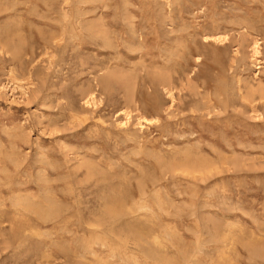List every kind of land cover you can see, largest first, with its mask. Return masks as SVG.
Instances as JSON below:
<instances>
[{"label":"rangeland","instance_id":"rangeland-1","mask_svg":"<svg viewBox=\"0 0 264 264\" xmlns=\"http://www.w3.org/2000/svg\"><path fill=\"white\" fill-rule=\"evenodd\" d=\"M1 158L0 264H264V0H0Z\"/></svg>","mask_w":264,"mask_h":264},{"label":"bare ground","instance_id":"bare-ground-1","mask_svg":"<svg viewBox=\"0 0 264 264\" xmlns=\"http://www.w3.org/2000/svg\"><path fill=\"white\" fill-rule=\"evenodd\" d=\"M51 33H53V32H51ZM55 33H53L52 34V36L54 35ZM7 158V157H6ZM8 160V159H7ZM6 159L5 160H3L2 158L0 159V172H2V175L4 174V176L8 173V174H10L9 172H10V170L12 169V167H11V169H9V167H10V165H12L13 166V164H11V162L10 161H7ZM13 168L16 170V172H17V174H19L20 175V173H22L21 171V166H20V164L17 162L14 166H13ZM21 170V171H20ZM8 176V175H7ZM12 179V178H11ZM20 179V178H19ZM20 180H22V179H20ZM7 182V181H6ZM6 182H4V183H6ZM13 183V182H12ZM16 183V182H15ZM14 185V184H13ZM16 185H18V184H16ZM15 185V186H16ZM21 185V184H20ZM3 186V185H2ZM7 186H12V185H7ZM15 186L13 187V188H15ZM9 189H11V190H13L12 188H9ZM16 189H20V187L18 188V187H16ZM0 190H2V187L0 188ZM5 191V190H4ZM14 199V198H13ZM19 199V198H18ZM22 200V199H21ZM6 201V200H5ZM11 201H12V199H11ZM14 202V201H13ZM16 202V201H15ZM17 203V202H16ZM15 203V204H16ZM21 204V203H20ZM19 206V205H18ZM22 231V230H21ZM23 232V231H22ZM19 236H21V235H19ZM70 239V238H69ZM23 244V243H22ZM141 254V253H140ZM71 257V256H70ZM156 258V257H155ZM159 257H157V260H159L158 259ZM191 258V257H190ZM19 259V258H18ZM163 259V262H167V259H165L164 257L162 258ZM169 259V258H168ZM84 260V259H83ZM124 260H126L127 262H130V261H128L127 259H124ZM152 260H154V259H152ZM170 260H175V258L173 259H170ZM86 261V260H85ZM137 261V260H136ZM135 261V262H136ZM156 261V260H155ZM154 261V262H155ZM169 261V260H168ZM171 261V262H172ZM194 261V260H193ZM220 261V260H219ZM138 262V261H137ZM182 262H184V263H182V264H196L197 262H192V259H189V258H183V261ZM88 263V262H87ZM178 263V262H177ZM176 263V261H175V264H177Z\"/></svg>","mask_w":264,"mask_h":264}]
</instances>
